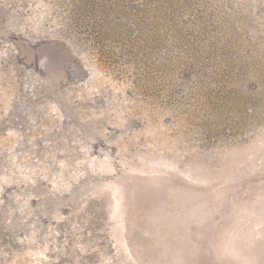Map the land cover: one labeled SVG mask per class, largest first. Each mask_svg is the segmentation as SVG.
<instances>
[{
  "label": "rangeland",
  "instance_id": "374dc122",
  "mask_svg": "<svg viewBox=\"0 0 264 264\" xmlns=\"http://www.w3.org/2000/svg\"><path fill=\"white\" fill-rule=\"evenodd\" d=\"M0 264H264V0H0Z\"/></svg>",
  "mask_w": 264,
  "mask_h": 264
}]
</instances>
